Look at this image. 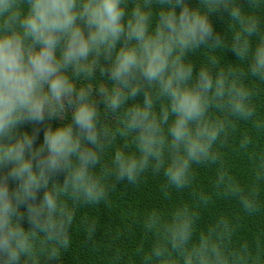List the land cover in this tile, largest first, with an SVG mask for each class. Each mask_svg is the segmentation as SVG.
Segmentation results:
<instances>
[{
	"label": "clouds",
	"instance_id": "clouds-1",
	"mask_svg": "<svg viewBox=\"0 0 264 264\" xmlns=\"http://www.w3.org/2000/svg\"><path fill=\"white\" fill-rule=\"evenodd\" d=\"M223 12L226 35L210 18ZM262 94L264 0H0V264H62L77 211L149 174L166 201L189 198L146 210L113 264H264V232L240 235L264 215ZM52 120L39 146L21 131ZM218 199L239 213L203 222Z\"/></svg>",
	"mask_w": 264,
	"mask_h": 264
},
{
	"label": "trees",
	"instance_id": "trees-1",
	"mask_svg": "<svg viewBox=\"0 0 264 264\" xmlns=\"http://www.w3.org/2000/svg\"><path fill=\"white\" fill-rule=\"evenodd\" d=\"M189 2L192 6H196L198 0H189ZM210 18L215 30L221 35H226L227 13L213 14ZM200 58L199 55L193 57L194 60ZM225 59L234 62L236 57L231 52H226ZM196 62L198 63V61ZM257 103L260 105V111L264 113V94L261 95ZM60 123L59 120L45 121L44 124L29 123L23 125L21 131L32 133L33 130H37L35 146H39L43 141L44 129L49 124L55 128ZM249 127L244 123L240 125L241 131ZM260 143L264 145V138H261ZM224 152L234 171L242 179L246 178L248 174L247 160L232 152L231 147L225 148ZM212 174L210 169L201 168L197 180L198 185L210 189ZM59 179L63 180V174L59 175ZM161 182L162 177H153L149 174L147 179L138 186L127 183L117 185L110 193L109 203L79 209L70 233L71 245L61 257L62 264H113L112 258L117 248H120L122 252L131 253L142 239L138 220L146 210L153 207L166 208L176 200L189 198L187 192H174L173 201H166L160 192ZM218 213L238 214L239 206L235 201L218 199L213 207L203 213V222L206 223ZM84 217H87L89 221L94 220L96 223V231L91 239L87 236L85 225L81 223ZM25 227H27L26 223ZM260 232H264V215L243 219L240 235L251 238ZM127 259L128 257L124 256L120 264H125Z\"/></svg>",
	"mask_w": 264,
	"mask_h": 264
}]
</instances>
